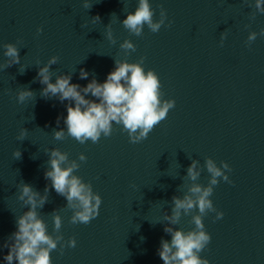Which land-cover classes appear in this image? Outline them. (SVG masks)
I'll use <instances>...</instances> for the list:
<instances>
[{
  "label": "water",
  "instance_id": "1",
  "mask_svg": "<svg viewBox=\"0 0 264 264\" xmlns=\"http://www.w3.org/2000/svg\"><path fill=\"white\" fill-rule=\"evenodd\" d=\"M83 2L0 0V64L7 59L6 43L16 44L21 57L20 65L0 69V264H6L4 244L17 230L16 218L28 210L18 199V186L23 181L43 194L51 183L44 172L46 150L52 148L77 160L80 168L74 174L91 182L102 197L91 223L73 225L66 198L50 188L48 202L38 211L52 235L51 213L59 211L65 244L62 254L60 245L51 253L52 264H163L160 241L171 240L164 232V213L170 215L172 197L186 191L178 186L191 159L203 168L205 158L218 166L227 162L232 183L220 179L214 186L210 199L224 216L216 220L210 212L204 217L211 241L201 257L209 264H264V37L246 44L250 32L264 28V14L250 20L255 8L243 0H149L154 19L163 6L167 20L158 33L145 26L137 37L122 21L138 0H89V10ZM96 15L101 19L93 22ZM110 21L115 45L106 37ZM125 39L136 45L135 52L125 55L120 49ZM54 55L59 61L51 66L52 82L56 75L71 74V83L81 87L93 77L103 83L114 59L138 62L144 57L145 71L154 70L160 78L162 99L175 100V107L139 143H130L115 122L112 135H102L96 144H80L67 134L58 141L52 132L67 133L68 101L42 98L44 85L33 82L38 66ZM81 69L89 72L87 80L79 78ZM22 87L35 96L19 103ZM86 99L95 98L88 94ZM21 128L28 130L23 141L17 140ZM17 149L20 159L13 156ZM80 153L86 162L78 160ZM208 181L204 169L197 182L206 186ZM190 221L191 215H182L174 227L191 230ZM72 237L75 248L66 246Z\"/></svg>",
  "mask_w": 264,
  "mask_h": 264
},
{
  "label": "clouds",
  "instance_id": "2",
  "mask_svg": "<svg viewBox=\"0 0 264 264\" xmlns=\"http://www.w3.org/2000/svg\"><path fill=\"white\" fill-rule=\"evenodd\" d=\"M99 2V0H96ZM249 7H254L255 11L249 14L250 20H255L256 14H264V0H243ZM125 4V3H124ZM92 3L84 0L83 7L91 9ZM126 7V5H125ZM155 11L149 0H138V5L134 12L127 11V16L122 21L123 27L132 35L140 37L145 26L152 32L158 33L167 20V13L163 6H160L159 19H154ZM116 16L115 13L112 17ZM93 22L100 21V16L96 15ZM112 19V18H111ZM168 27L171 26L169 21ZM250 27V25H245ZM106 37L113 45L116 39L111 30V21L106 26ZM43 31L42 27L37 28V34ZM264 37V28L259 33L252 31L247 37L246 44L251 45L257 36ZM227 37V31L221 33V46ZM125 55L136 51V45L128 39L119 45ZM3 55L7 58L0 69H7L21 62L19 48L16 44L6 43L3 45ZM144 57L138 62H128L114 59L115 67L107 75L103 83L93 77L86 86L71 83L72 76L56 75L53 83L54 73L51 66L59 61L58 56H52L46 64L38 66L37 77L33 82L44 85L40 95L42 98H57L60 102L68 101L66 105L67 115L64 118L67 133L64 129H53V136L56 140H63L65 136L75 139L80 144L91 141L96 144L101 136L110 137L113 133V122L122 126V131L126 132L130 143H139L147 139L149 133L161 121L167 118L171 109L175 107V100L162 99L161 81L154 70H147L143 67ZM39 65V61H37ZM25 69L20 73L23 74ZM89 72L81 69L79 78L87 80ZM91 94L95 99H86ZM35 93L27 87H22L17 93L19 103L33 98ZM60 124V119L56 121ZM28 130L21 128L17 140L23 141L27 138ZM49 159V167L45 169L44 177L50 181L41 194L30 184L23 181L19 184L18 199L27 206V211L16 218L17 230L9 237L4 247L8 248L7 254L3 257L6 264H52L51 253L57 250L60 245V252L63 253L65 244L60 229L63 224L62 216L58 210L51 213L56 235L49 234L47 224L42 218L40 211L49 199L50 188L66 198V207L72 210L69 223L84 224L91 223L99 215L102 197L93 191L91 182H84L82 177L74 174L80 168L77 160H70L67 152L59 148L46 150ZM16 159L21 158L19 149L13 152ZM80 162H86L87 157L80 153ZM206 169L209 174L208 184L198 183L201 172ZM232 169L230 165L221 161L220 166L212 158H205L203 168L197 159H191V164L183 177L182 185L186 188L182 196L174 195L171 200V214L164 213L163 220L167 222L164 232L171 236V240L161 239L158 255L163 264H209L208 259L202 258L200 253L208 246L211 235L205 230L204 217L210 212H214L215 219L223 218L224 213L218 211L210 197L213 195L214 186L220 183V179L227 183H232L228 172ZM190 181L191 183H187ZM167 202V201H166ZM182 215H191L190 223L194 228L184 231L174 227L178 225ZM143 239V238H142ZM77 241L75 237L66 242V246L75 248Z\"/></svg>",
  "mask_w": 264,
  "mask_h": 264
}]
</instances>
